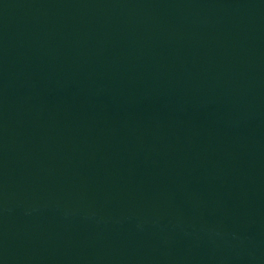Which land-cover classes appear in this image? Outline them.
I'll return each mask as SVG.
<instances>
[{"label":"water","instance_id":"obj_1","mask_svg":"<svg viewBox=\"0 0 264 264\" xmlns=\"http://www.w3.org/2000/svg\"><path fill=\"white\" fill-rule=\"evenodd\" d=\"M0 264H264V0H0Z\"/></svg>","mask_w":264,"mask_h":264}]
</instances>
